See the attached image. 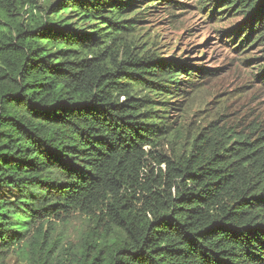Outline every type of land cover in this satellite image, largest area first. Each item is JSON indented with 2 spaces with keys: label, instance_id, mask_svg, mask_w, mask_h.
I'll use <instances>...</instances> for the list:
<instances>
[{
  "label": "trees",
  "instance_id": "16d2710c",
  "mask_svg": "<svg viewBox=\"0 0 264 264\" xmlns=\"http://www.w3.org/2000/svg\"><path fill=\"white\" fill-rule=\"evenodd\" d=\"M163 1L0 0V264H264V123L172 121L209 71L144 38ZM196 6L264 86V0Z\"/></svg>",
  "mask_w": 264,
  "mask_h": 264
},
{
  "label": "rangeland",
  "instance_id": "374dc122",
  "mask_svg": "<svg viewBox=\"0 0 264 264\" xmlns=\"http://www.w3.org/2000/svg\"><path fill=\"white\" fill-rule=\"evenodd\" d=\"M142 1V7L150 3ZM171 1L183 6H175L176 11L163 6L164 1L152 6L140 24L144 38L154 42L160 58L184 61L195 69L209 71L208 75H198L204 78L195 84L180 82L182 93L171 100L172 121L192 128L212 120L240 123V128L252 120L264 123V86L255 80L251 66L242 63L239 53L233 50V37L219 33L240 24L242 17L214 24L196 8L197 0ZM248 51L259 57L256 46ZM86 225V218L74 214L65 225L54 226L52 241L77 243ZM5 264L23 262L10 256Z\"/></svg>",
  "mask_w": 264,
  "mask_h": 264
}]
</instances>
